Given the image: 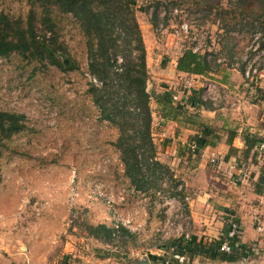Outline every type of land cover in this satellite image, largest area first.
I'll use <instances>...</instances> for the list:
<instances>
[{
    "label": "rangeland",
    "instance_id": "1",
    "mask_svg": "<svg viewBox=\"0 0 264 264\" xmlns=\"http://www.w3.org/2000/svg\"><path fill=\"white\" fill-rule=\"evenodd\" d=\"M230 1L235 0H139L141 8L151 7L157 18L155 35L168 51L191 48L214 56L208 50L212 43L229 39L232 45L237 40L243 61L256 32L249 25L251 19L239 24L240 17L229 14L239 12L229 8ZM31 11L38 14L35 27L40 39L50 45L55 38L56 59L64 67L48 57L37 61L17 53L0 57V112L24 117L23 130L0 149V264H95L108 254L121 263L149 259L157 247L178 237V227L187 229L186 222L171 218L180 206H165L164 199L173 198L166 193L135 191L125 177L115 148L119 130L101 119L88 92L91 83L98 82L89 73L79 23L58 14L55 36L42 22L35 0H0V15L24 24ZM182 24L188 32L176 33ZM142 31L148 33L146 27ZM147 44L153 48L151 41ZM166 57L161 62L169 64L171 58ZM153 60L154 65L161 64ZM151 72L161 84L159 72ZM183 194L191 196L185 190ZM184 198L178 196L186 215ZM119 218L132 234L124 244L106 243L88 231L89 226L112 228Z\"/></svg>",
    "mask_w": 264,
    "mask_h": 264
},
{
    "label": "trees",
    "instance_id": "2",
    "mask_svg": "<svg viewBox=\"0 0 264 264\" xmlns=\"http://www.w3.org/2000/svg\"><path fill=\"white\" fill-rule=\"evenodd\" d=\"M35 2L41 9L42 22L55 36L57 25L54 22L58 14L71 16L79 23L86 38L89 73L98 82L91 83L88 92L100 112L101 119L119 130L120 135L115 148L120 154L125 177L131 187L137 192L147 194L162 192L175 198L178 196L184 198V191H178L181 183L175 178V173L158 159L152 129V102L156 101L159 104L163 118L172 117L178 108L175 106L172 93L148 92L150 73L146 46L136 13L137 1L35 0ZM229 5L232 10H239L238 13L232 11L229 13L240 17L239 24L251 19L249 25H252L255 32L264 33V0H235L230 1ZM150 8L147 7V10ZM37 17L38 14L31 11L28 22L24 24L19 18H12L4 13L0 15V57L7 58L14 53L30 57L32 61L48 57L54 65L64 67V63L56 59L55 52L58 46L55 38L49 45L36 33ZM152 21L156 26L157 18L154 17ZM228 29L229 26L225 31H229ZM237 29V27L233 28V30ZM54 45L55 49H53ZM119 58L122 60L121 64L118 63ZM72 68L74 66L71 65L70 69ZM209 69L206 57L191 48L184 52L177 65L179 72L189 75H204ZM23 119V116L0 112V149L5 140H9L14 134L23 130L21 124ZM235 136L236 133H232L230 145ZM215 137L213 129L205 127L202 137L191 139L190 141H194L198 146L195 156H200L201 151L207 146H213L210 138ZM246 142L247 151L250 152L264 140L247 137ZM260 180L264 182V177ZM88 229L91 236L106 243L121 241L124 244L128 238H132V234L124 228L118 233L106 225L89 226ZM238 241L239 239H229L226 234L218 241L209 244L178 238L166 244L165 250L176 247L177 255L187 257L189 261L205 256L233 263L244 255V248L236 247ZM225 242L232 246V252L220 250ZM108 256L111 255L102 258ZM150 258L153 264H161L163 261V257ZM172 264L179 262L172 261Z\"/></svg>",
    "mask_w": 264,
    "mask_h": 264
},
{
    "label": "crops",
    "instance_id": "3",
    "mask_svg": "<svg viewBox=\"0 0 264 264\" xmlns=\"http://www.w3.org/2000/svg\"><path fill=\"white\" fill-rule=\"evenodd\" d=\"M136 1L141 13L137 15L139 24L143 23L148 31L144 33L140 26L147 51L151 93H172L178 108L172 117L163 118L159 104L152 102V129L158 159L172 166L175 176L185 184V191L191 194L187 203V229L178 227L176 239L189 234L196 243L218 241L227 233V221L234 219L242 227L243 235L236 244L237 248H244L241 259L228 263L203 256L196 259V264H264V241L256 230L258 224L255 220L264 225V182L260 180L264 177V157L257 147L247 151L246 142L247 137L264 140V68L256 82L247 81L240 65L243 56L237 51L239 43L236 40L230 45L226 39L224 43L209 46L208 50L214 51V56L193 49L206 57L210 68L207 73L189 75L179 72L177 65L186 48L176 54L165 49L153 29L152 9H143L139 0ZM142 17L144 20L140 22ZM149 41L152 49L147 44ZM224 53L228 55L226 58L222 56ZM165 55L166 59L171 58L169 64L161 62ZM153 58L159 59L161 64L154 65ZM227 58L231 61L228 62ZM152 70L159 72L161 84L154 81ZM192 76L201 77L204 83H214L218 88V102L205 101L201 85L186 87L184 80ZM205 127L214 131L216 137L210 138L213 146H207L200 156L191 155L187 145L191 139L202 137ZM232 133L236 136L230 145ZM212 159H217L216 166L212 165ZM164 252L165 247H157L151 256L162 257ZM139 260L125 263L137 264ZM187 260L186 257L184 262ZM125 263L113 258L95 260V264Z\"/></svg>",
    "mask_w": 264,
    "mask_h": 264
},
{
    "label": "built area",
    "instance_id": "4",
    "mask_svg": "<svg viewBox=\"0 0 264 264\" xmlns=\"http://www.w3.org/2000/svg\"><path fill=\"white\" fill-rule=\"evenodd\" d=\"M175 13H179L178 10H175ZM189 27L186 24H182L180 27H178L176 33H180L181 31H186L188 32ZM195 51H198L195 49ZM222 61V60H221ZM243 67V74L244 77L247 81H254L256 82L258 78L260 77L261 70L264 68V33L263 32H256L253 36V41L252 44L249 46L247 50V56L241 63ZM95 82H97L96 79H94ZM184 84L188 88H193L196 85H201L203 88V97L204 100L207 102H213L216 103L219 100V95H218V88L216 85L212 82H202L201 77L199 76H192V77H187L184 80ZM258 151L261 155H264V142L258 145ZM188 151L195 155L198 146L194 141H191L187 145ZM212 165L216 166L218 164L217 159H212ZM185 190L184 186L181 184L178 187V191L183 192ZM184 200L188 203L189 202V197L187 196L184 198ZM164 205L168 206L170 208L174 206H180L179 209L175 210L174 215L171 217L176 221H181V222H187L188 218L186 215L183 214V207H181V204L179 202L178 198H170L166 197L164 199ZM173 209H170L167 213H170ZM257 220V227L256 230L261 238L262 241H264V225L258 222ZM124 223L122 219H117L113 225V229L118 233L121 228H123ZM227 226H228V232L226 233L227 237L229 239H240L243 235L242 233V227L239 222L236 220L232 219L229 222L227 221ZM181 238H184L185 241H189L191 239L189 234H183ZM237 247V245H236ZM220 250L222 252H227L230 253L232 252L233 248L232 246L228 243L225 242L221 246ZM177 248L176 247H171L168 251L164 252L163 254V261L161 264H172V261H178L179 264H196L195 261H189L185 263L184 261L186 260V257H181L177 255L176 253ZM166 254V255H165Z\"/></svg>",
    "mask_w": 264,
    "mask_h": 264
},
{
    "label": "water",
    "instance_id": "5",
    "mask_svg": "<svg viewBox=\"0 0 264 264\" xmlns=\"http://www.w3.org/2000/svg\"><path fill=\"white\" fill-rule=\"evenodd\" d=\"M148 92L151 93V87L148 86ZM137 264H152L148 258L143 257L142 260H139Z\"/></svg>",
    "mask_w": 264,
    "mask_h": 264
}]
</instances>
